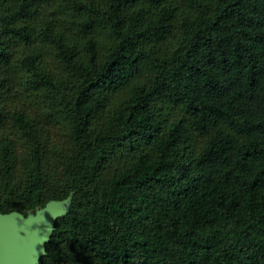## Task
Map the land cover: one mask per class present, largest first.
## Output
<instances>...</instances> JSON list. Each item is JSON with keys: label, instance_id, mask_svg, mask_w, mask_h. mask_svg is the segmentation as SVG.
Listing matches in <instances>:
<instances>
[{"label": "trees", "instance_id": "16d2710c", "mask_svg": "<svg viewBox=\"0 0 264 264\" xmlns=\"http://www.w3.org/2000/svg\"><path fill=\"white\" fill-rule=\"evenodd\" d=\"M66 199L38 264H264V0H0V213Z\"/></svg>", "mask_w": 264, "mask_h": 264}, {"label": "water", "instance_id": "95a60500", "mask_svg": "<svg viewBox=\"0 0 264 264\" xmlns=\"http://www.w3.org/2000/svg\"><path fill=\"white\" fill-rule=\"evenodd\" d=\"M61 202L69 203V199L52 201L29 216L17 211L0 213V242L9 254L7 264H38L45 254V245L52 234L54 220L59 216L54 210H57ZM2 228H5V232Z\"/></svg>", "mask_w": 264, "mask_h": 264}, {"label": "rangeland", "instance_id": "374dc122", "mask_svg": "<svg viewBox=\"0 0 264 264\" xmlns=\"http://www.w3.org/2000/svg\"><path fill=\"white\" fill-rule=\"evenodd\" d=\"M58 209H60L59 211H57ZM68 209V203L65 202H61L60 205H58L57 210L54 212H58L57 215H61L64 212H66V210ZM3 231L5 232V228H2ZM9 261V254L7 251V248L5 247L4 244H2V242H0V264H7Z\"/></svg>", "mask_w": 264, "mask_h": 264}]
</instances>
